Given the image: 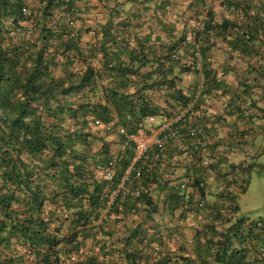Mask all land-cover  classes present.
I'll return each instance as SVG.
<instances>
[{
	"label": "trees",
	"instance_id": "1",
	"mask_svg": "<svg viewBox=\"0 0 264 264\" xmlns=\"http://www.w3.org/2000/svg\"><path fill=\"white\" fill-rule=\"evenodd\" d=\"M104 1H115V7L109 21L93 27L88 24L96 9L93 0H0V264H103L118 243L134 246L126 255L128 263L153 260L149 250H138L147 241L138 228L128 238L115 237L109 223L117 222L112 218L116 203L100 221L106 182L97 178L94 167H106L114 154L105 143L94 151L91 125L120 124L136 132L144 118L162 112L152 91L172 89L182 109L192 98L177 89V78L169 80L178 67L180 44L161 45V54L150 58L147 45L133 47L129 42L133 33L119 0H98ZM226 2L235 14H243L244 22L216 23L208 13L201 34L206 41L201 48L206 60L202 93L220 92L230 95L229 101H244L256 90L264 92V40L259 42L264 35V0L254 12L250 1ZM89 33L96 41L83 49L85 55L81 40ZM218 34L229 40L232 56L249 58L248 75L237 78L235 90L222 79L227 71L220 70L217 78L207 57L209 38ZM87 57L100 65L87 64ZM182 66L184 73L192 67ZM211 158L210 167L228 162L220 155ZM131 159L129 153L118 180ZM256 166L231 164L223 167L222 177H230L245 193ZM237 197L221 192L223 204L214 209L205 232L196 234L204 243L196 244L192 253L182 246L152 264H264V223L238 218ZM140 202L155 210L149 197ZM67 223L69 234L63 235ZM172 240L158 237L152 243L161 247Z\"/></svg>",
	"mask_w": 264,
	"mask_h": 264
},
{
	"label": "crops",
	"instance_id": "2",
	"mask_svg": "<svg viewBox=\"0 0 264 264\" xmlns=\"http://www.w3.org/2000/svg\"><path fill=\"white\" fill-rule=\"evenodd\" d=\"M226 1L229 0H124V3H121V0L118 1L120 2V11L124 10L125 12L123 18L129 17L127 20L129 31L132 33L135 30L136 33L128 36L129 42L133 47L139 46V43L147 45L149 47L147 51L152 52L149 53L150 58L154 53L161 54V45L165 44L168 46V44L178 40L176 38L178 32L175 28L177 19L183 20L184 24L189 27L187 30L188 34L184 36L182 41L184 42L183 46L191 48L192 52L185 60H182L180 55L179 57L177 56L178 67L174 69L169 80L177 78V89H182L184 95L191 97L192 101L189 102L187 108L182 109L172 97V89L164 87L159 91H152L153 102H156L162 108L157 121L158 123L162 122L164 117L173 120L178 116L179 112H187L190 125L197 127L201 132V137L208 143V155L210 157L220 155L228 158L227 164H222L216 160V165L205 168L201 163V153L191 147L190 144L186 147L187 152L185 153L169 143L163 163L158 164L150 176H145L139 180L141 184H147L153 188L152 194L146 196L152 201L155 210L146 206L140 200L134 202L131 199H127L115 202L117 215L113 214L112 218L113 220L118 218L116 223L121 225H116L114 221L109 223L115 232V237L120 235L121 238H128L138 228L141 234L147 237V241L143 245L147 246L150 243L152 246L154 245L153 248L149 249L140 245L141 247L138 250H144L145 252L149 250L153 260L150 259L151 261L148 262V260L143 259L137 264H152L157 259H162L164 255H173L182 246L183 250L186 248L192 253L196 244H200V241L204 243L202 239L196 238V234L205 232L204 227L208 223L209 217L213 216L214 209L217 208V205L223 204V200L220 198L221 192L226 190L237 195V204L240 207V199L247 194L251 175L253 174L249 178L247 176L249 185L246 192L242 193L241 189L230 181V177L228 179L222 177L224 173L223 167H230L231 164L250 165L254 163L257 165V159L264 155V149L260 155H257L256 152L253 153L254 155L249 153L251 148H253L251 141H256L258 137L264 136V101H262L264 92L256 90L254 91V96L245 97L244 101H229L231 96L223 97L220 92H217V96L203 95L200 87L205 80L204 68L206 60L203 57L201 48L206 41L201 39L200 36L192 44H186L185 42L188 35L194 30V27L191 28V26H194L195 22L200 20L205 21L209 12H212L216 23H222L228 19L244 22L243 14L237 12L235 14V8H228ZM233 1H238V3L250 1L253 12L260 6V0ZM93 3L95 6H99V10H103V14L92 15L88 24L93 27L105 24L109 21L105 20L106 15L108 14L109 16L116 2L113 1L110 4H106L105 1L102 3L98 2V0H93ZM261 11H264V8ZM177 12L180 15L182 14L181 18H179L180 15H175ZM160 14L164 15L160 17ZM161 25L162 27L160 28ZM260 37L259 42L264 40V35ZM97 39L102 40V36H98ZM95 41L93 33H89L81 40L82 52L85 55H88V51L83 49L87 48L88 43H90L88 47H93ZM209 41L212 44V48L207 57L211 62L213 71L226 70L228 76L226 74L222 79H226L235 90L238 85L237 78L248 75L249 58L239 53H235L232 56L228 44L229 40L222 35L210 36ZM260 48L264 51V45H261ZM99 52V57H102V52ZM196 52L200 53L199 58H196ZM86 61L87 64L93 63L96 68L100 65V61H92L88 57ZM199 61L202 64L201 70L195 68V63ZM182 63L192 65L191 70L185 73L182 72ZM147 69H151V67L148 66ZM218 121H220L218 125L214 124ZM120 127V124L91 125V132L95 128L98 130L104 129L101 132L104 134V143L111 149V152L123 155L124 160L130 153L133 159V151L126 146V142L123 141L124 138L118 132L111 130V128L118 129ZM208 134L211 136L208 137ZM116 142H118L117 145L112 144ZM94 151L98 150L94 148ZM177 163L179 165L178 168L175 166ZM120 166L115 170L104 169L100 171L99 167L103 166L97 164L94 170H96L97 178L107 179L110 175H113L118 180ZM244 177L242 176V178ZM184 184L186 187L182 188ZM187 199L188 201L186 202ZM187 203L190 206H186L188 205ZM223 211L221 212L225 217H230L229 211ZM99 213L101 215L100 221L110 215V213L105 214L103 210ZM237 217L244 216H241L239 212ZM259 220L264 223L263 219ZM158 237H162L164 241H169L170 238L173 240L172 242H165L163 246L158 247L155 242L152 243ZM114 245L113 252L104 260L103 264H132L127 262L126 255L134 252V246H129L126 243Z\"/></svg>",
	"mask_w": 264,
	"mask_h": 264
},
{
	"label": "built area",
	"instance_id": "3",
	"mask_svg": "<svg viewBox=\"0 0 264 264\" xmlns=\"http://www.w3.org/2000/svg\"><path fill=\"white\" fill-rule=\"evenodd\" d=\"M204 29V21H201L186 38V44L194 43L200 38ZM199 57L200 53L196 52V58ZM195 68L198 70L202 69L201 61L195 63ZM220 75L221 73L216 71V77L220 78ZM205 89L206 85L203 82L200 90L203 91ZM157 119L158 116L144 118L136 132H130L129 129L123 127L118 129L111 128L112 131L118 132L124 138L126 146L133 151V159L118 181H115L116 179L113 175L103 179L106 182V186L101 194V200L104 202L103 212L105 214L111 211L114 203L118 200L131 199L136 202L143 196L152 194L153 188L147 184H141L139 180L145 176H150L153 169L158 164L163 163L169 143L185 153L187 152L186 147L190 144L191 147L201 153L203 167L210 168L212 158L208 155V143L201 137L199 129L190 125L187 112H179L178 116L173 120L164 117V120L158 123ZM96 123L102 125L100 121ZM123 162V155L114 154L108 165L99 167V170H115ZM175 166L178 168V163ZM185 187L186 185L184 184L182 188Z\"/></svg>",
	"mask_w": 264,
	"mask_h": 264
},
{
	"label": "rangeland",
	"instance_id": "4",
	"mask_svg": "<svg viewBox=\"0 0 264 264\" xmlns=\"http://www.w3.org/2000/svg\"><path fill=\"white\" fill-rule=\"evenodd\" d=\"M121 3H124V0H121ZM98 8H99V6H96V9L93 11V15L101 14L103 12L102 9L99 10ZM177 11H178V9H177ZM175 15H180V14H178V12H177V14H175ZM106 16L107 17L105 18V20H109L108 14ZM181 16H182V14L180 15L179 18H181ZM177 20L178 21H176V23H175V28H176V31L178 32V35H176V38H178V40H176V43L180 44L182 49H181L179 55L181 56L182 60H185L190 55V53L192 52L191 48L184 49L183 41H182L184 36L188 34L187 30L189 27H187L184 24L183 20H179V19H177ZM118 21L119 20H117L116 23ZM200 22H201V20L199 22H195L194 26H191V28L194 27V29H195L200 24ZM132 33L136 34L135 30H133ZM191 58H192V56H191ZM103 131H104L103 129L98 130L97 128L92 130V133L94 136L93 147L97 150L101 149V147L104 143V139H103L104 134L101 133ZM251 143H253V148H251L249 153L253 154L254 152H256L257 155H260L261 151L264 149V136L262 135V136L258 137V139H256V141L252 140ZM252 164H254V163H252ZM239 203H240V208H241V211H240L241 216L250 218L253 221L259 220V219L264 220V155L260 156V158L257 159V166H256L255 170L253 171V174L251 175V180H250L248 192H247V194H245L244 196L241 197ZM48 210H50V208H48ZM115 224L121 226L118 223H115ZM62 234L63 235L69 234V223L65 224ZM89 244H91V243H89Z\"/></svg>",
	"mask_w": 264,
	"mask_h": 264
}]
</instances>
